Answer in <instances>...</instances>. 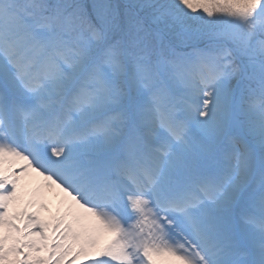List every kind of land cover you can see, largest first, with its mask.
<instances>
[{"label": "snow or ice", "instance_id": "obj_1", "mask_svg": "<svg viewBox=\"0 0 264 264\" xmlns=\"http://www.w3.org/2000/svg\"><path fill=\"white\" fill-rule=\"evenodd\" d=\"M0 264H264V0H0Z\"/></svg>", "mask_w": 264, "mask_h": 264}]
</instances>
